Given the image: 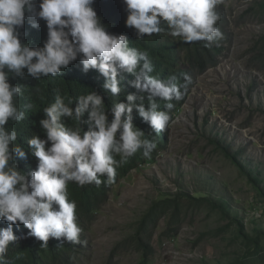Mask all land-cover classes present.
<instances>
[{"label":"clouds","instance_id":"clouds-1","mask_svg":"<svg viewBox=\"0 0 264 264\" xmlns=\"http://www.w3.org/2000/svg\"><path fill=\"white\" fill-rule=\"evenodd\" d=\"M112 1L127 11V17L118 15L115 22L134 28L138 39L165 33L185 43L204 42L208 48L223 39L217 26L221 0ZM94 3L0 0V222L7 224L0 227V264H10L9 246L20 240L14 226L28 229V235L42 242L41 248L48 247L50 238L80 243L82 229L77 222V202L69 199V183L112 184L117 168L138 151L142 149V155L150 158L158 146L157 139L146 137L134 126L133 109L158 135L169 125V111L174 107L171 101L182 98L177 77L162 80L151 75L153 64L147 51L130 47L127 35L118 34L122 29L116 34L109 32ZM40 19L46 21L48 30L43 47L22 43L21 29L26 21L38 28ZM78 57L84 72L96 69L105 77L104 88L113 96L121 92L120 71L133 74L136 78L131 83L150 94V105L137 104V96L128 94L127 102L115 103L109 120L103 97L94 91L80 96L74 109L71 98L65 103V98L58 95L43 109L46 118L40 124L46 138L32 136L25 149L19 144L13 146L17 131L5 125L10 119L24 120L25 112L15 103L22 95V86L10 83V75L23 77L26 70L35 79L56 77ZM155 97L167 101L166 110H158ZM25 107L34 106L29 103ZM85 112L91 125L88 131L81 132L79 127L73 129L62 122V117L79 121ZM14 157L22 163H34L37 169L26 174Z\"/></svg>","mask_w":264,"mask_h":264},{"label":"rangeland","instance_id":"rangeland-1","mask_svg":"<svg viewBox=\"0 0 264 264\" xmlns=\"http://www.w3.org/2000/svg\"><path fill=\"white\" fill-rule=\"evenodd\" d=\"M255 0H221L225 12L223 42L215 64L191 81V89L168 125V140L152 162L131 170L110 190L89 221L73 264H142L144 252L133 239L155 202L178 193L205 192L229 201L232 216L248 226L264 225L262 201L239 170L215 148L218 139L255 173L264 185V70L255 56L264 35V16L240 15ZM260 215L257 216L256 213ZM227 219L208 205L184 199L181 225L163 234L161 220L148 238L154 249L149 264H216L233 248L228 233L210 236L209 230Z\"/></svg>","mask_w":264,"mask_h":264},{"label":"trees","instance_id":"trees-1","mask_svg":"<svg viewBox=\"0 0 264 264\" xmlns=\"http://www.w3.org/2000/svg\"><path fill=\"white\" fill-rule=\"evenodd\" d=\"M94 8L109 32L116 34L118 29H122L118 34L127 35L130 47L147 51L153 64L151 75L157 76L162 80H167L169 76L173 75L177 77L176 83L181 86L182 98L178 101H171L174 105L169 111L171 120L173 113L175 114V112L180 110L190 93L191 81L210 65L215 64L217 55L220 52V45H222L224 39L213 44L211 48L205 47L204 42L185 43L180 38H173L165 33L153 34L145 36L143 39H138L134 28L115 22L118 15L127 17L126 9L120 10L112 0H95ZM217 11L220 14L217 26L222 31L226 24L224 22L226 15L220 6L219 8L217 7ZM250 13L264 16V0L252 2L240 17L244 18ZM21 33L22 43H27L31 47H43L48 35L46 21L40 19L38 28L30 27L26 21ZM256 47H258L257 50L260 53L255 56V59L264 70V35L257 42ZM185 76L187 79H185ZM135 78L133 74L121 70L118 75L121 92L113 96L110 91L104 88L105 77L96 69L84 72L79 57L71 62L66 69H63L61 75L56 77L49 75L35 79L28 75L26 70L23 77L13 78L10 75V83L22 86V95L15 99V103L21 111L25 112L24 120L15 122L10 119L5 125L8 130L15 129L17 131V141L13 142V146L19 144L25 149L27 141L32 136L39 135L42 139L46 138V132L40 124V121L46 118L43 109L54 103L58 95L65 98V103H67L68 98H71L72 104L70 106L74 109L79 102L78 98L80 96L94 91L103 97L109 120L112 118L111 110L115 103L127 102L126 97L128 94H135L137 96L136 103H143L145 107H148L150 105V94L134 87L131 82ZM154 99L159 105L158 110H166L165 104L167 101L160 100L158 97ZM29 103L34 107L31 109L26 108L25 105ZM132 116L134 126L144 131L146 137H155L158 146L151 153L150 158H145L142 155V149L130 157L127 163L117 168L116 179L112 184L101 183L99 186L96 184L80 186L76 183H69V199L77 202V222L82 229L80 237L84 234L83 230H86L85 225L94 219L93 217L100 209L102 203L109 198L110 190L131 170L138 168L142 164L152 162L155 155L163 148L162 145L168 140V134H166L168 128L157 135L150 127V124L139 116L135 108ZM61 119L67 127L73 129L79 127L81 132L88 131L91 127L88 122L87 112L84 113L79 121L74 117H62ZM211 141L215 144V148L220 149V152L237 167L240 175L252 185L259 201L263 203L262 210L264 212L263 178L247 167L246 163L239 158V152H233L229 146L223 145L218 139H211ZM50 143L47 146H50ZM14 159L18 167L26 174L30 175L32 171L37 169V165L32 162L22 163L18 161V158L14 157ZM185 198L190 199L200 207L204 204L208 205L210 210L219 211L220 215L228 220L225 225L204 232L215 237L227 233L229 235L224 236L223 239H228V245L233 250L227 254L225 259H219L216 264H264V225L258 224V220L253 219L255 225L248 226L243 217L238 214L232 216L233 212L229 207V201L225 198L211 197L205 192H196L193 195L178 193L174 198L167 197L152 205L141 222L137 236L133 238L144 252L142 264H149L154 253L148 238L143 237L147 236L148 233L153 234L154 228L156 229L160 226L162 219L167 220L165 224L167 227L163 234L173 235L176 233L181 225ZM6 226V223L0 222V227ZM14 232L20 237V240L15 245L9 246L7 259L10 264H73L70 260L78 253V243L68 242L64 238H50L48 247L41 248L40 244L42 242L28 235L29 230L23 225L14 226ZM142 232H144L143 237ZM17 254H19V259L16 258Z\"/></svg>","mask_w":264,"mask_h":264}]
</instances>
